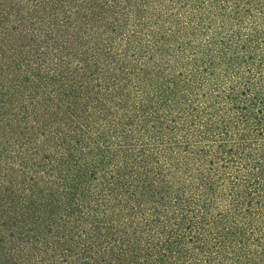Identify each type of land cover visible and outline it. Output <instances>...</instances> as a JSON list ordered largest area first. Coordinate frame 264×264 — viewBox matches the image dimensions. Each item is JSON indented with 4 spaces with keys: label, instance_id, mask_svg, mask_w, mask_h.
<instances>
[{
    "label": "trees",
    "instance_id": "obj_1",
    "mask_svg": "<svg viewBox=\"0 0 264 264\" xmlns=\"http://www.w3.org/2000/svg\"><path fill=\"white\" fill-rule=\"evenodd\" d=\"M0 264H264V0H0Z\"/></svg>",
    "mask_w": 264,
    "mask_h": 264
}]
</instances>
